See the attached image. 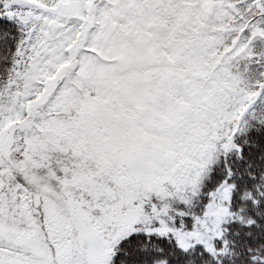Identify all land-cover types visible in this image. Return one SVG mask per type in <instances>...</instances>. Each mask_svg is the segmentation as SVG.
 <instances>
[{"label":"snow or ice","instance_id":"snow-or-ice-1","mask_svg":"<svg viewBox=\"0 0 264 264\" xmlns=\"http://www.w3.org/2000/svg\"><path fill=\"white\" fill-rule=\"evenodd\" d=\"M0 264H264V0H0Z\"/></svg>","mask_w":264,"mask_h":264}]
</instances>
